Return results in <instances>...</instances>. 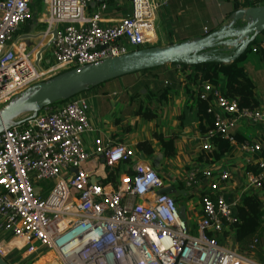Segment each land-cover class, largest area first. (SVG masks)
Returning <instances> with one entry per match:
<instances>
[{
	"label": "built area",
	"instance_id": "obj_1",
	"mask_svg": "<svg viewBox=\"0 0 264 264\" xmlns=\"http://www.w3.org/2000/svg\"><path fill=\"white\" fill-rule=\"evenodd\" d=\"M116 1L129 4L130 14L106 26V0H45L42 39L27 50L15 38L34 20L32 0H0V113L38 83L157 47L155 0ZM251 2L264 6V0ZM54 29L57 36L36 67ZM44 61L50 65L42 66ZM82 94L0 132V256L5 261L20 253L18 264H263L253 252L255 245L251 253L238 250L233 233L224 244L210 237L230 232L242 203L241 198L228 201L221 192L231 180L225 169L202 174L193 168L174 181V188L183 182L196 195L191 209L199 218L195 226L165 192L161 174L123 144L95 141L102 169L114 171L121 163L127 171L120 172L117 184L92 180L84 168L91 158L84 147L92 132L90 104ZM201 99L209 101L214 118L201 145L204 159L214 150L210 138L221 135L231 145L230 154H248L256 169L245 172L243 195L260 192L264 200L263 141L239 143L235 135L247 124L264 136V109H242L210 84L203 86ZM4 234L14 239L10 244L22 242V247L7 250Z\"/></svg>",
	"mask_w": 264,
	"mask_h": 264
},
{
	"label": "crops",
	"instance_id": "obj_2",
	"mask_svg": "<svg viewBox=\"0 0 264 264\" xmlns=\"http://www.w3.org/2000/svg\"><path fill=\"white\" fill-rule=\"evenodd\" d=\"M42 1L45 2V0H32V8L37 17L38 13L34 9L36 4ZM106 1L110 4V9L103 20L106 26L113 25L130 14L129 4L122 6L118 5L116 0ZM155 2L158 6L155 20V28L159 40L157 47L196 42L217 32L222 26L232 23L238 17L239 12L244 10V8H240L234 11V0H155ZM95 9V6H93L90 11ZM46 18H40L37 22L44 25ZM31 22L23 26L15 38V42H18L26 49L30 47L31 42H35V44L40 42V40L36 41L33 39L35 34L30 33ZM244 65L256 86L255 93L259 102L258 109H264V64L257 53H252L248 56ZM170 72L171 68L167 67L150 76L156 75L159 82L168 81ZM144 78L146 77L137 74L105 83L102 86L89 87L82 94L88 99L90 104L89 122L92 132L85 136L84 147L91 158L84 168L92 176V180L104 183L107 181L106 178H109L108 171L101 168L103 163L101 158L95 157L94 153L95 141L101 140L105 146L123 144L133 149L138 154L137 157L142 158L147 164L157 170L167 185L165 189L174 190L170 194L175 197L181 209L182 217L187 222H189L188 217L190 215L194 216L191 209L196 197L192 199L184 198L186 194L182 190H178L177 186L175 188L173 186L175 180L183 179L187 172L193 168L201 170L202 174L205 171H216L217 169L227 170L230 173L231 180L221 188L225 198L228 201L241 198V202H243L248 196H256L260 199L261 209L264 211V200L262 197L260 198V192H250L243 195L245 172L256 171L249 164L250 157L248 154H230V152L215 164L209 165L203 160L197 162V158L202 152L201 145L205 141L206 135L200 133L197 111L188 107L189 96L185 91L180 90L172 94L164 112L151 122L134 115L135 108L133 103H131L132 88ZM148 80L152 83L155 79L150 77ZM224 83L225 81L222 80V86ZM139 91L142 95L146 93V90L142 87L139 88ZM155 135L165 138L176 136L175 146L177 154L174 158H164L161 152V145ZM235 135L237 141L238 139L241 140V142L238 141L239 143L263 141L264 145L262 131L253 126L242 124L236 129ZM141 142H148L152 145L155 152L152 157H148L138 151L137 145ZM154 164H157L161 169L158 170ZM116 167L118 170L114 171L112 181L115 184H117L120 172L127 171V165L125 164L120 163ZM182 183L179 185H182ZM190 225H193V222H190ZM44 262L42 260L38 264H44Z\"/></svg>",
	"mask_w": 264,
	"mask_h": 264
},
{
	"label": "trees",
	"instance_id": "obj_3",
	"mask_svg": "<svg viewBox=\"0 0 264 264\" xmlns=\"http://www.w3.org/2000/svg\"><path fill=\"white\" fill-rule=\"evenodd\" d=\"M252 7L256 6L251 0H234V11L240 8L248 9ZM254 50L264 64V33L249 45L246 53L232 62L224 64L206 62L198 65L168 64L157 69L139 73L140 76L146 78L139 81L132 88L133 94L131 96V103H133V107L135 108L133 112L134 115L150 122L155 120L158 115L166 109L170 101V96L183 90L188 94L189 101L192 103L190 105L188 101V107L197 111L200 133L206 135L214 127V118L208 113L209 101L201 99L203 86L205 84H210L219 90L224 97L237 102L238 106L242 109L258 108L259 102L255 93L256 86L244 65V62L249 55L254 53ZM167 67L171 68V72L168 74V81L159 82L156 75L150 76ZM150 77L155 79L153 80L154 82L151 83L150 80H148ZM117 80L119 79L110 82ZM222 80L225 81L223 86L221 84ZM100 85L102 86L103 84ZM141 87L146 90L145 95L140 93L139 88ZM155 137L161 145V152L164 158H174L177 154L175 146L176 136L165 138L155 135ZM238 141L241 142L240 139H238ZM210 142L214 148L212 154L204 159V153L201 152L197 158V162L204 160L208 165L215 164L223 156L231 152L232 148L230 143L221 135H214L210 138ZM137 149L148 157H152L155 153L152 145L148 142L139 143ZM116 169L118 170V168ZM114 171H108L109 178L104 182L105 184L114 183L112 182ZM177 189H185V185L182 183ZM236 218L237 221L231 226L230 232L226 231L223 234H211L210 237L216 239L220 244H224L230 233H233L236 238L238 250L251 253L249 248L255 245V250L253 252L264 264V211L261 209L260 199L256 196L246 197L237 209Z\"/></svg>",
	"mask_w": 264,
	"mask_h": 264
},
{
	"label": "water",
	"instance_id": "obj_4",
	"mask_svg": "<svg viewBox=\"0 0 264 264\" xmlns=\"http://www.w3.org/2000/svg\"><path fill=\"white\" fill-rule=\"evenodd\" d=\"M264 33V6L241 10L232 23L222 26L217 32L196 42L175 44L167 47H152L131 51L125 55L105 60L41 82L28 90L27 94L9 104L0 113V132L14 117L25 112L35 115L57 104L69 96L84 93L89 87L137 75L168 64L198 65L206 62L228 63L246 53L249 45ZM43 33L35 36L41 40ZM45 44L35 62L39 67L41 56L47 52L57 36ZM77 173V169H73ZM166 193L173 192L165 190ZM0 264H8L0 256Z\"/></svg>",
	"mask_w": 264,
	"mask_h": 264
},
{
	"label": "rangeland",
	"instance_id": "obj_5",
	"mask_svg": "<svg viewBox=\"0 0 264 264\" xmlns=\"http://www.w3.org/2000/svg\"><path fill=\"white\" fill-rule=\"evenodd\" d=\"M35 11H37L38 13V17L37 15L35 14V17H34V21L31 22V28H30V33L31 34H35L38 35L40 33H42L44 30H45V25H43V23H39L37 21H39L40 18H43V17H47V6L45 5V2L42 1L41 3H37L36 6H35ZM40 17V18H39ZM36 21V22H35ZM40 30H42V32H40ZM37 41V40H36ZM36 44L35 42H31V44L29 45L30 47L27 49V50H30L32 47H34ZM51 61V60H50ZM55 62V61H53ZM50 63H48L47 61H44L42 62V66H49ZM7 106V105H6ZM35 114L34 112H25V113H21L20 115L14 117L12 120H10L8 122V124L10 123H16V122H21V121H26L27 119L33 117ZM156 165V168L158 170H160L161 168L158 167L157 164H154V166ZM187 170V169H186ZM186 195L184 198H188V199H192V198H195V196L193 195L192 191H186L185 189H181ZM181 211V209H180ZM182 211H183V208H182ZM184 212V211H183ZM198 216H193V215H190L188 217V223L190 222H193V225L195 226L197 224V221H198ZM194 226H191V227H194ZM2 236V235H1ZM3 238L5 240H8V242H6L4 244V246H8L6 249L7 250H12L13 248H15L16 246L17 247H22L23 243L22 242H14L13 244H10V242H12L14 239H12L11 237H8L6 234L3 235ZM3 239L0 238V242H2ZM20 259V253H14L11 257H8V259H6V262L7 263H10V264H18L17 263V260ZM21 264H38V262H31L29 263V260H26L24 261L23 263Z\"/></svg>",
	"mask_w": 264,
	"mask_h": 264
}]
</instances>
